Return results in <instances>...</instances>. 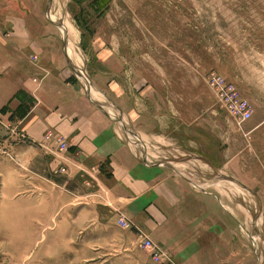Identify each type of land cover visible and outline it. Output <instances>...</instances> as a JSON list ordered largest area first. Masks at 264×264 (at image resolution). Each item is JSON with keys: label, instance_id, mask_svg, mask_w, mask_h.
<instances>
[{"label": "rangeland", "instance_id": "rangeland-1", "mask_svg": "<svg viewBox=\"0 0 264 264\" xmlns=\"http://www.w3.org/2000/svg\"><path fill=\"white\" fill-rule=\"evenodd\" d=\"M24 2L63 41L72 85L183 185L187 216L157 240L123 214L91 231L87 202L70 211L76 180L65 174L58 195L57 165L20 163L5 135L0 264H264V0ZM238 104L250 112L242 122Z\"/></svg>", "mask_w": 264, "mask_h": 264}, {"label": "crops", "instance_id": "crops-1", "mask_svg": "<svg viewBox=\"0 0 264 264\" xmlns=\"http://www.w3.org/2000/svg\"><path fill=\"white\" fill-rule=\"evenodd\" d=\"M45 24L32 16L24 0H0V121L13 126L0 125V138H12L10 153L15 151L24 165L38 157L54 162L64 180L55 184L61 189L58 195L64 192L65 174L73 177L78 186L71 198L78 205L70 211L87 202L82 213L91 231L97 229L92 226L95 220L106 228L121 214L156 240L176 222L183 226V185L161 165L137 156L128 141L113 132L105 107L72 85L65 71L72 70L69 53L61 39L44 34L51 28ZM57 138L67 150L59 151Z\"/></svg>", "mask_w": 264, "mask_h": 264}, {"label": "built area", "instance_id": "built-area-1", "mask_svg": "<svg viewBox=\"0 0 264 264\" xmlns=\"http://www.w3.org/2000/svg\"><path fill=\"white\" fill-rule=\"evenodd\" d=\"M81 81L86 85V90L87 89L89 90V87L92 88L91 85H87V83H89V84L91 83L88 80V77L84 76L81 79ZM232 94L235 95L234 92H232ZM237 108H238V112H239V117L241 118L240 122H242V121L246 120L247 118H249L250 112L245 108V105L238 104ZM0 125L7 126L5 124V122H1V121H0ZM50 136L51 135H46V138L49 139ZM21 138L23 139V138H25V136L21 135ZM56 143H57L56 146L58 147L59 151L67 150L68 145L61 138H57L56 139ZM120 221H122V218H120ZM144 245L146 247H148V246L151 247L154 244L152 243V241L149 238L146 237ZM153 256H154L155 259H159L162 256L161 249L158 246L155 249H153Z\"/></svg>", "mask_w": 264, "mask_h": 264}, {"label": "bare ground", "instance_id": "bare-ground-1", "mask_svg": "<svg viewBox=\"0 0 264 264\" xmlns=\"http://www.w3.org/2000/svg\"><path fill=\"white\" fill-rule=\"evenodd\" d=\"M54 18V17H53ZM64 23V22H63ZM65 24H67V23H65ZM65 24H63L64 25V28H65ZM68 28H69V26H68ZM68 28H67V30H68ZM66 29V28H65ZM71 53V52H70ZM89 90H90V94H91V96H92V93H95V90H94V88H90L89 87ZM106 110H108V109H106ZM110 111V110H109Z\"/></svg>", "mask_w": 264, "mask_h": 264}]
</instances>
